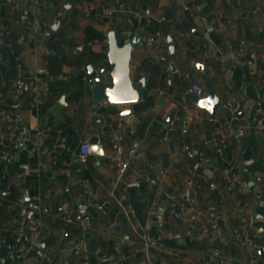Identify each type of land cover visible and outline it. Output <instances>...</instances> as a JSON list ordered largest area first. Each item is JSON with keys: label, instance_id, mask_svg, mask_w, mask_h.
Here are the masks:
<instances>
[{"label": "crops", "instance_id": "0c3cea01", "mask_svg": "<svg viewBox=\"0 0 264 264\" xmlns=\"http://www.w3.org/2000/svg\"><path fill=\"white\" fill-rule=\"evenodd\" d=\"M185 1L187 11L177 0H19L14 7L0 0V54L4 58L0 62V108L11 102L15 55L24 68L22 106L0 114L5 133L17 128L20 148L10 163L11 178L0 185V197L7 200L14 195L9 199L13 200L26 195L33 212L28 234L35 219L41 221V236L28 246L24 259L1 260L0 264H49L50 251L55 264H202V256L211 264H242L251 255L264 264V0H252L250 6L247 0ZM135 10L141 16L147 14L142 43L130 65L132 75H149L145 97L127 106L101 103L93 107L87 65L108 68L105 35L113 28L123 30L119 39L133 35ZM244 11L247 17H242ZM58 16L64 19L60 33H55L51 26ZM182 16L199 31V37L185 30ZM45 30L49 36L41 35ZM20 36L26 38L23 43H18ZM168 37L175 43L176 60L169 59ZM240 41L246 43L245 67L233 56ZM200 44H207L216 56L205 60L197 50ZM195 63L204 70L198 71ZM206 78L221 103L229 105H220L215 116L199 110L191 97L194 84L202 85L203 98L207 96ZM62 96L69 104L65 123L50 111ZM234 103L239 104L237 111L231 106ZM122 110L129 113L120 115ZM172 112L175 119L169 124ZM120 119L124 121V146L132 160L115 185L116 175L107 161L108 127ZM185 123L191 131L189 146ZM226 123L236 130L226 154L235 157V172L244 183L238 197L224 180L223 158L216 154L215 143L227 137ZM85 141L96 150L83 164L78 153ZM33 147L49 152L38 154L31 151ZM201 150L211 158L210 163L200 162ZM160 186L177 194L189 188L195 198L188 205L204 216L202 222L186 224L176 219L158 191ZM237 198L252 210L253 227L241 224ZM118 202L133 208L135 227L150 235L154 248L143 247ZM100 203H105L101 210L96 208ZM59 209L80 217L85 229L64 224ZM17 212L10 202L0 207V239L7 241L0 244V255L12 247ZM214 219L222 231L219 239L201 230ZM112 223L116 226L108 232ZM80 238L86 246L77 252L75 243Z\"/></svg>", "mask_w": 264, "mask_h": 264}, {"label": "built area", "instance_id": "2783aa9c", "mask_svg": "<svg viewBox=\"0 0 264 264\" xmlns=\"http://www.w3.org/2000/svg\"><path fill=\"white\" fill-rule=\"evenodd\" d=\"M134 0H130L133 2ZM246 1V0H242ZM178 4L184 11L189 9L185 0H177ZM19 3V0H5V4L9 7H14ZM257 11L254 10L253 13ZM133 19L139 20L141 15L140 13L135 10L132 13ZM171 28L175 30V26L172 25ZM41 35L49 36L50 31L45 30L41 33ZM159 36V34H156ZM31 39L35 38V35L30 36ZM24 36H20L18 39V43H23L25 41ZM153 40V39H152ZM225 41L229 47H232L231 43L227 38ZM1 43V42H0ZM46 52L48 53V48H45ZM197 50L201 52L202 57L206 60L212 57H215L216 54L211 52L208 48L207 44H200L197 46ZM233 56L237 62V64L241 67L246 66V43L245 41H240L233 52ZM3 55L0 54V62L3 61ZM264 61V57L262 58ZM14 64H15V77L13 80V88L11 94V102L7 107L0 108V114L3 115L7 111H16L20 109L22 106V93H23V85H24V68L19 61V57L17 55L14 56ZM166 72L169 73V67L166 68ZM87 80V79H85ZM86 82H89L87 80ZM4 86V84H2ZM49 93V88H45V94ZM191 93L197 98H203L205 95V89L200 84H194L191 88ZM233 111H237L239 109V104L234 103L231 105ZM123 127L124 121L122 119L118 120L113 125L108 127V134L110 138V153L107 157L108 165L111 170L114 171L116 175L115 185L119 183L122 177L127 173L129 167L131 165L132 160V153L127 151L124 146V134H123ZM227 129V137L225 139L219 140L215 143L216 145V154H218L221 158H223V168H222V175L224 180L226 181L231 193L238 197L243 192L244 183L239 179L237 173L235 172V157L233 155H227V151L230 149L233 143V138L236 134V130L232 127L230 123H226ZM50 131L48 128L46 131H42L41 135H46L47 132ZM19 137L17 128L14 127L11 129L10 133H5L2 128L0 127V160L2 161V167L0 170V185H2L5 181L11 178V164L13 161L17 159L20 153L19 148ZM262 143L264 145V131L262 133ZM32 152L35 153H48V149H43L42 151L36 147L31 149ZM92 156V145L89 141H85L81 144L80 150L78 153V160L81 163H86L89 158ZM198 158L200 162L203 164H208L211 162V158L207 156L202 150L198 153ZM159 193L167 200L169 204V209L174 215L176 219L181 221L182 223H201L204 216L194 209L192 210L189 207L190 203V196L191 190L189 188L183 189L180 193H173L171 191L166 190L164 187L160 186L158 188ZM26 195L20 194L13 200H4L0 197V207L4 205L6 202H10L13 206H15L18 210L16 221H15V232L13 238L12 247L6 251L5 254L0 255L1 260H8L14 262H21L27 252L28 246L35 245L36 242L39 240L41 236V221L39 218L35 219V227L33 230L28 234L27 227L29 224L28 215L31 213L30 208L26 204ZM90 206H94V203H89ZM105 203L96 204V208L101 210L104 207ZM118 205L123 209V214L129 225L134 230L137 239L141 242L143 247L146 250H150L154 248L152 244V240L150 235L142 228V227H135V212L132 207L124 206L122 203L118 202ZM237 205L238 211L242 213L241 217V224L253 227L254 220L251 214L253 213L252 210L245 209V206L242 205L240 199L237 198ZM187 209H190L187 212ZM33 213V212H32ZM59 213L61 216V220L66 225H76L81 230L85 229V224L80 217L74 216L70 213H65L62 209H59ZM33 217V216H32ZM32 219V218H31ZM116 226V223H112L107 231L111 232L112 229ZM201 230L206 235L210 236L212 239H219L222 235L221 228L217 222V220H212L208 225H202ZM240 230H235V235H240ZM6 239L1 238L0 244L6 245ZM86 246V240L84 238H80L75 243V250L80 252ZM247 248L250 247V244H244ZM160 252H163V249H158ZM54 253L53 251L48 252L47 262L49 264L54 263ZM202 264H211L210 260L206 256L201 257ZM84 264V263H80ZM242 264H259V259L256 255H251L248 260L243 262Z\"/></svg>", "mask_w": 264, "mask_h": 264}, {"label": "water", "instance_id": "95a60500", "mask_svg": "<svg viewBox=\"0 0 264 264\" xmlns=\"http://www.w3.org/2000/svg\"><path fill=\"white\" fill-rule=\"evenodd\" d=\"M252 0H247L246 4L250 6ZM71 5L68 3L66 8ZM96 14V11L92 13ZM242 17H247V12L244 11ZM63 16H58L55 18L51 29L55 33H60L61 23L63 21ZM147 14L143 13L140 19L138 20V27L133 35L126 37L125 39H119V34L117 30L113 28L106 35L107 39V52L106 57L108 61V68L97 67L93 64L87 65V82L88 91L91 94L90 104L93 107L98 108L101 103L114 105V106H127L130 104H136L143 101L146 93L147 83H148V74H141L139 77L132 75L131 73V60L133 58L134 52L140 47L142 39L147 27ZM182 24L186 31H192L194 35L199 37V31L192 29V25L187 23L186 20H183ZM263 29H264V16H263ZM121 42H123L121 44ZM169 44V59L176 60L177 58V49L172 37H168ZM194 67L198 71H203L204 67L200 63H195ZM172 72L176 71V65L172 63L170 65ZM206 89L207 96L204 98H197L194 95H191L192 101L195 106L201 110L207 112L211 116H215L220 105L224 107H229L228 104L221 103V97H219L214 90L210 81L206 78ZM213 102V103H210ZM203 104V106H202ZM69 108L67 103V97L62 96L55 104L50 108L52 115L59 121L66 122L65 109ZM211 109V110H209ZM128 110L120 111V115L128 114ZM184 117L187 116L186 113L183 114ZM175 119V112L170 114L168 119L169 124L173 123ZM187 128L185 132L186 144L189 146L191 144L189 129V123H185ZM96 146H92V153L95 152ZM14 187L11 188V191H14ZM6 193H2L4 196ZM195 195L192 192L190 199H194ZM33 213H29L28 219L31 220ZM3 262V261H2Z\"/></svg>", "mask_w": 264, "mask_h": 264}, {"label": "trees", "instance_id": "16d2710c", "mask_svg": "<svg viewBox=\"0 0 264 264\" xmlns=\"http://www.w3.org/2000/svg\"><path fill=\"white\" fill-rule=\"evenodd\" d=\"M134 27H135V29H137V27H138V20H135L134 19ZM122 29L120 28V29H117V33L118 34H121L122 33ZM123 42H121V44H122ZM83 82V81H82ZM50 104H51V102H48L47 104H46V106L47 107H49L50 106ZM13 197H15L14 195H11V196H8V197H6L7 198V200H9V199H12Z\"/></svg>", "mask_w": 264, "mask_h": 264}, {"label": "snow or ice", "instance_id": "6c2138e0", "mask_svg": "<svg viewBox=\"0 0 264 264\" xmlns=\"http://www.w3.org/2000/svg\"><path fill=\"white\" fill-rule=\"evenodd\" d=\"M210 103H213V102H210ZM202 106H203V104H202ZM209 110H211V109H209ZM95 150V149H94Z\"/></svg>", "mask_w": 264, "mask_h": 264}]
</instances>
